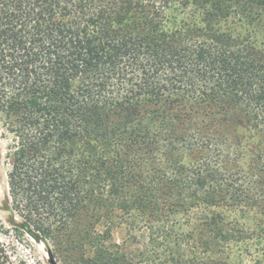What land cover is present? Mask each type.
Segmentation results:
<instances>
[{
    "label": "trees",
    "instance_id": "16d2710c",
    "mask_svg": "<svg viewBox=\"0 0 264 264\" xmlns=\"http://www.w3.org/2000/svg\"><path fill=\"white\" fill-rule=\"evenodd\" d=\"M177 7L185 17L169 14ZM258 8L264 0H0L10 222L19 218L52 264H226L152 257L131 242L165 233L153 222L166 209L137 169L160 143L144 122L159 103L219 102L223 116L247 115L240 126L264 127V52L226 27L252 36ZM163 144L194 156L185 139ZM261 178L246 191L261 194ZM191 218L193 249L219 254L241 240L217 213ZM0 264H12L1 236Z\"/></svg>",
    "mask_w": 264,
    "mask_h": 264
},
{
    "label": "rangeland",
    "instance_id": "374dc122",
    "mask_svg": "<svg viewBox=\"0 0 264 264\" xmlns=\"http://www.w3.org/2000/svg\"><path fill=\"white\" fill-rule=\"evenodd\" d=\"M258 9L261 15L248 26V30L253 31L252 36L246 35V25L227 24L226 27L241 41L264 52L261 44L264 41V11ZM181 10L177 7L169 10V14L185 17L186 11ZM178 99L180 102L170 109L159 103L154 115L146 114L145 125L152 122L150 131L160 143L151 157L139 162L137 169L140 181L148 189L156 188L153 196L166 209L162 212L165 217L153 222L165 233L154 243L140 234L137 235L139 241L131 242L149 250L152 257L156 254L166 257L170 251L175 255L182 251L186 260L197 262L217 255L226 264H264V184L259 185L261 194L246 191L255 179L262 177L264 180V127L255 129L247 123L240 126L238 120H248L247 115L223 116L219 102L213 106L182 100L183 96ZM176 138L195 143L192 151L187 149L194 156L163 144ZM5 146L6 140L0 136V221L4 227L0 236L8 247L12 264H52L44 245L19 227L20 219L14 217L15 222H10ZM129 192L133 193V189ZM208 212L217 213L225 229L242 232L238 243L225 244L219 254L203 253L191 246L194 225L191 217L194 213ZM121 236L122 232H114L116 240Z\"/></svg>",
    "mask_w": 264,
    "mask_h": 264
}]
</instances>
